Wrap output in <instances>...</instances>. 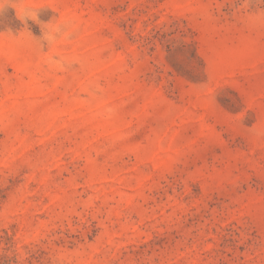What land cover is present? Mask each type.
I'll list each match as a JSON object with an SVG mask.
<instances>
[{"label": "rangeland", "instance_id": "rangeland-1", "mask_svg": "<svg viewBox=\"0 0 264 264\" xmlns=\"http://www.w3.org/2000/svg\"><path fill=\"white\" fill-rule=\"evenodd\" d=\"M0 264H264V0H0Z\"/></svg>", "mask_w": 264, "mask_h": 264}]
</instances>
